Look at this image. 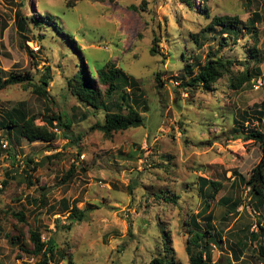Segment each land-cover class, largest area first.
I'll return each instance as SVG.
<instances>
[{
	"label": "rangeland",
	"instance_id": "1",
	"mask_svg": "<svg viewBox=\"0 0 264 264\" xmlns=\"http://www.w3.org/2000/svg\"><path fill=\"white\" fill-rule=\"evenodd\" d=\"M192 5L0 0V79L25 73L35 83L49 78L46 99L23 85L0 90V120L19 112L35 116L39 126L55 115L72 125L67 139L61 134L51 143H29L17 130L0 128V264H36L21 242L11 241L21 229L29 243L36 227L44 242L52 238L57 245L51 264H149L168 240L175 263L189 264L190 232L210 233L212 264H262L264 200L252 201L240 179L250 177L262 156L259 145L244 138L255 129L264 133V61L255 72L258 90L234 92L228 77L209 93L189 88L190 94L183 86L203 70L208 56L226 58L235 73L242 72L255 39L264 60V0ZM41 16L50 21L37 23ZM221 16L239 18L230 37L220 27L209 28ZM107 63L127 79L108 107L121 114L135 109L145 119L144 126L110 138L92 130L104 123L105 109L81 103L69 87L81 68L96 80ZM72 169L75 175L64 183ZM202 178L221 183L218 194ZM62 200L86 211V219L69 229ZM18 212L25 213L27 226L18 223Z\"/></svg>",
	"mask_w": 264,
	"mask_h": 264
},
{
	"label": "trees",
	"instance_id": "2",
	"mask_svg": "<svg viewBox=\"0 0 264 264\" xmlns=\"http://www.w3.org/2000/svg\"><path fill=\"white\" fill-rule=\"evenodd\" d=\"M178 1L190 8H193L192 0ZM38 19L35 20L39 24H42L41 22L50 21V18L46 16H41ZM238 24L239 18L237 16H221L214 17L209 28L213 29L215 27H220L222 34H228V37H230L232 29H234V27L236 28ZM54 25L59 33L70 39V36L66 31H64L61 27H58L56 24ZM236 32L238 33L239 30L235 29V34ZM237 37L238 35H236L235 41L240 39ZM223 39L226 40L225 38ZM155 41L156 40H154V42ZM257 44L258 40L255 39V44L251 49V51H253L252 57L250 58V61L248 60V65L242 72L238 74L235 73L232 68L233 62L227 60L226 58L217 59L214 55L211 57L208 56V60L205 63L203 70L189 83L184 84L183 88L188 90V93L190 94L191 92L189 88H201L209 93L214 90L215 85L221 79L228 77L229 89L234 92L248 89L250 86L251 88L254 87V89H256L255 87L257 86L258 78L255 76V72L260 71L259 67L262 64V61H264L261 58L262 54L259 56L260 50H257ZM151 54L153 56L157 54V50L154 47L151 49ZM123 80H127L125 79L123 70L121 68H117L114 64L107 63L101 69L97 70L96 80L92 79V76L86 72L85 69L81 68V70L73 77V79L69 81V87L73 96H75L81 103L86 104L87 106L96 110L105 109L106 115L104 123H97L95 126H93L92 130L102 132L107 138H110L119 132H124L132 128H140L144 126L145 119L139 111L130 109L126 114H121L112 112L111 108L108 107L109 104L107 103V100L110 99L120 89ZM157 80L160 82L159 75H157ZM16 85H23L26 90L28 88H32L33 93L38 97L45 99L48 97L46 88L49 85V78L47 77L40 80L39 83H35L33 77L28 73L11 75L4 80L0 79V90H4L7 87H13ZM160 86H162V84ZM261 106L264 107V101L262 102ZM63 117L64 116L58 115L52 116L51 118L47 119L46 125L39 126L36 124L37 118L35 116L28 117L27 115L20 114L19 112H7L6 118L0 120V128L8 132H11V130H17L19 135L25 138L29 143H34L37 141L51 143L59 140L61 134H63V138L67 139L68 137L67 133L70 132L72 125L69 121L64 122ZM56 129L58 132L55 131ZM61 129L62 133H59ZM244 139L259 145L262 151V156L260 161L252 169L250 177L248 179L241 177L240 181L250 191L252 201H260L262 199L264 200V133L255 129L251 133L247 134ZM31 162L33 161L28 160V163ZM36 171V167L32 168L31 175ZM31 175L27 174L28 186L34 185ZM74 175L75 170H70L62 178L63 182L67 183L73 178ZM201 181L204 186H208L210 184L215 194H218L222 187L221 183L218 182H208V180H205L204 178H202ZM8 184L9 183L7 180L3 182L4 187H7ZM222 202L228 204L230 200L228 199ZM62 203L68 212V220L71 221V224L68 226L69 229L74 223H80L86 219V211L80 210L76 205L69 207V204L66 200H62ZM46 206H48V202L45 196L42 195L41 207ZM210 206L211 205L208 202L203 212L206 213ZM238 207L239 204H235L233 208L229 209V213L235 212ZM15 217L19 224L25 226L28 225L24 212L15 213ZM208 219H210V216H208ZM18 233L19 236L14 237V239L11 240L12 243H14L15 240L19 241V243L21 242V244H19L21 250L31 256V258L36 259V264L53 263L57 252V245L55 244L54 239L50 238L49 241L44 242L42 240V233L38 227L35 229H30L28 238L30 241L29 243L26 242V237L23 230L18 229ZM190 234L191 237L186 248L189 264H212V248L210 240L207 239L210 233L206 232V235H204L200 232H190ZM168 243L165 244L163 253L154 257L149 262V264H176L173 249ZM258 254L261 258L262 264H264V245L259 246Z\"/></svg>",
	"mask_w": 264,
	"mask_h": 264
},
{
	"label": "built area",
	"instance_id": "3",
	"mask_svg": "<svg viewBox=\"0 0 264 264\" xmlns=\"http://www.w3.org/2000/svg\"><path fill=\"white\" fill-rule=\"evenodd\" d=\"M36 51H37V50H36ZM255 88H256V89H260L258 85H257ZM55 131H56V132H58V130H57V129H56Z\"/></svg>",
	"mask_w": 264,
	"mask_h": 264
}]
</instances>
